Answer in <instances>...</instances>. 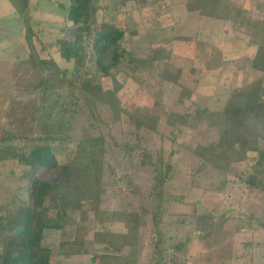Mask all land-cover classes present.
I'll return each mask as SVG.
<instances>
[{
	"label": "trees",
	"instance_id": "obj_1",
	"mask_svg": "<svg viewBox=\"0 0 264 264\" xmlns=\"http://www.w3.org/2000/svg\"><path fill=\"white\" fill-rule=\"evenodd\" d=\"M7 1L11 13L22 21L24 38L31 49L30 56L20 60V73L35 74L37 78L27 81L29 91H22L34 97L30 115L26 116L28 122L19 123H24L25 130L16 126L9 133L11 129L5 125L0 129V164L11 165L4 180L10 201L0 203V264H51L56 256L85 254L89 235L92 241L114 252L104 257L106 264H135L139 227L146 215L154 230L153 264H163L166 245L170 243L164 231V203L168 199L163 186L172 168L168 162L165 170L161 169L158 116L131 102L123 104L121 78L155 71L165 84L177 85L180 68L173 66L170 49L152 44L147 53L129 50L124 43L135 39L137 33H129L116 21H96L102 0H66L56 2L63 13V25L58 28L59 34L42 46L48 54L41 57L32 42L36 34L31 28L30 0ZM104 1H114L120 9L127 3L142 7L150 0ZM248 1L250 8L264 10V0ZM186 6L189 11L222 24L248 27L249 42L255 45V51L247 64L252 72L262 74L232 90L221 109L212 111L197 106L193 112L170 111L165 114L166 124L178 131L196 130L205 122L208 127H216L215 139L197 144L192 150L201 162L200 169L204 165L230 175L219 184L221 189L236 187L247 196L255 191L264 193V147L259 143L264 142V17L255 19L252 12L236 6L234 0H187ZM53 53L70 63L71 69L59 67ZM126 64L128 70L121 77L119 72ZM67 75L79 79L74 83ZM103 79L109 80V86L103 84ZM180 89L176 103H181L183 97L191 98L190 90ZM6 97L9 101L11 96ZM80 100L98 130L94 136L85 133L76 137L72 133L77 115L73 109ZM37 119L38 131L34 129ZM123 119L129 126L126 133L121 130ZM118 161L122 162L119 172ZM233 165H242L244 171L231 172ZM116 173H121L120 181L127 176L130 184L135 183L132 192L147 189L146 204L138 211L103 208L111 185L105 182V176L115 177ZM12 206L16 208L13 214L9 212ZM90 210L92 218L88 215ZM228 212L221 214L220 221L211 212L195 213L200 221L196 238L207 239L223 231L224 224L234 218ZM236 217L232 224L236 232L241 227L239 218L254 220L264 227V220H258L252 212ZM113 223L121 225L122 230H109ZM66 227L74 228L71 240L57 244L50 241L49 233ZM243 246L241 251L245 252L236 256L238 260L246 258L245 264H264L261 244L248 241ZM125 247L129 251L124 255ZM259 248L261 254L255 257L252 251Z\"/></svg>",
	"mask_w": 264,
	"mask_h": 264
},
{
	"label": "rangeland",
	"instance_id": "obj_2",
	"mask_svg": "<svg viewBox=\"0 0 264 264\" xmlns=\"http://www.w3.org/2000/svg\"><path fill=\"white\" fill-rule=\"evenodd\" d=\"M54 1L30 0L31 28L36 34L32 42L41 57L48 54L42 46L57 36L58 28L63 25L60 21L63 13L56 2L65 3L66 0ZM186 2L187 0H150L142 7L127 3L119 9L114 1L106 3L102 0L95 19L97 22L116 21L123 24L129 33H137L135 39L129 38L124 43L126 48L136 53H147L152 44L170 49L173 66L180 68L178 84L173 86L165 84L155 71L148 74L141 71L130 75V78H124L122 76L128 70L126 64L119 72L123 78V104L131 102L158 116L156 131L161 134L163 150L161 169L165 170L168 162L172 168L163 186L168 199L164 203V231L170 241L166 245L163 264H226L228 258V264H245L246 258L238 260L236 256L245 252L241 248L248 241L261 244L262 251L264 250V227L254 220L239 218L241 227L236 232L232 224L235 223L237 214L240 216L248 212L254 213L258 220H264V193L255 191L247 196L236 187L221 189L219 184L230 175L208 169L204 165L202 166L205 168L200 169L201 162L192 153L197 144H207L215 139L218 135L217 128L208 127L205 122L196 130L178 131L177 127L172 128L166 124L165 114L170 111L193 112L197 106L217 111L222 108L232 90L258 78L262 73L252 72L247 64L255 51V45L249 42L248 27L222 24L200 16L195 11H189ZM105 3L107 7L104 6ZM234 4L252 12L255 19L264 17V10L250 8L248 0H234ZM11 12L9 2L0 0V129L5 125L7 129H11L9 133L16 126L25 130L24 123L28 122L26 116L30 115L34 97L22 91H29L27 81L37 78L35 74L20 73V60L28 58L31 49L24 38L22 21ZM182 38L189 41H182ZM51 55L59 67L71 69L70 63L60 60L54 53ZM82 73L81 69L80 75ZM67 76L74 83L79 79ZM103 84L109 86L110 82L103 79ZM181 87L191 91V98L183 97L181 103H176ZM6 95L11 96L9 101ZM73 110L77 114L72 132L76 137L84 136L85 133L92 136L98 134L83 100L77 102ZM21 122L24 123L19 125ZM121 122V130L128 132V123L125 119ZM34 129L39 130L38 119L34 122ZM144 136L150 137L146 133ZM259 143L264 147L262 140ZM118 162L117 171L122 166V162ZM10 167L7 162L0 164V203L10 201L11 194L4 183ZM232 171L243 172L244 168L242 165H233ZM120 176L121 173H116L115 177L105 176V182L111 185L104 196L103 208L138 211L142 204H146L147 189L132 192L135 183L130 184L127 176L120 181ZM117 179L118 183H114ZM227 210L231 211L228 212L229 217L234 218L224 224L223 231L207 239L196 238L200 221L196 219L195 213L211 212L220 221L221 214L226 215ZM15 211L14 206L9 207L10 213ZM88 215L92 218L91 210ZM144 220V224L139 227V248L135 264H153L154 261L153 225L149 215ZM108 227L113 231L122 230V226L115 223ZM73 234L74 228L66 227L49 233V237L50 241L57 244L61 240H71ZM85 248V254L71 255L68 258L56 256L51 264H106L104 257L114 253L103 244L92 241V235H89ZM128 251L129 247H125L123 254ZM252 252L258 257L261 249H253ZM112 262L117 264L121 261Z\"/></svg>",
	"mask_w": 264,
	"mask_h": 264
}]
</instances>
